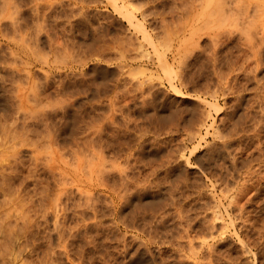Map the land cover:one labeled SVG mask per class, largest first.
<instances>
[{
    "label": "rangeland",
    "instance_id": "1",
    "mask_svg": "<svg viewBox=\"0 0 264 264\" xmlns=\"http://www.w3.org/2000/svg\"><path fill=\"white\" fill-rule=\"evenodd\" d=\"M50 1L60 0L40 8ZM64 1L69 17L58 10L51 18L60 21L49 23L32 3L30 27L18 36L42 40L33 47L39 104L31 92L21 104L16 98L28 86L13 79L10 63L27 56L7 44L12 30L0 40V264H264V0H236V14L230 0L231 22L221 15L224 27L211 31L201 21L203 0H84L85 15ZM76 17L94 23L71 30L67 19ZM63 20L75 36L67 58L56 43ZM39 58L53 61L52 71ZM95 146L107 159L94 212L76 186L61 200L57 192L69 180L92 193L86 167Z\"/></svg>",
    "mask_w": 264,
    "mask_h": 264
},
{
    "label": "bare ground",
    "instance_id": "2",
    "mask_svg": "<svg viewBox=\"0 0 264 264\" xmlns=\"http://www.w3.org/2000/svg\"><path fill=\"white\" fill-rule=\"evenodd\" d=\"M41 1V0H40ZM39 1V2H40ZM43 1V0H42ZM94 1V0H93ZM109 1H111V0H109ZM113 1V0H112ZM111 1V2H112ZM125 0H122V2H124ZM139 1V0H138ZM159 1V0H158ZM183 1V0H182ZM204 2H202V3H204L203 5H204V7H203V9H202V11L200 10V12L199 13H201V15L203 14V16H201L203 19L201 20V21H203L204 20V22H203V28L207 31V29H209L210 31H211V29H213V27L218 23V27L219 26H221V27H224L223 25H222V23H221V21L220 20H222V18H220L221 17V15H224L223 16V18H229L230 17V15L227 17L226 15H225V13L227 12V11H230V9L231 10H233V9H235V10H233L234 11V13H233V11H232V13L233 14H236L235 13V11L237 10V9H239L237 6H239V3H237V1L236 0H232V1H230V0H203ZM236 2V3H234V5L232 4L231 5V3L230 2ZM257 1H259V0H257ZM256 1V2H257ZM39 2H38V0H0V40H4V41H7V40H5V38L7 39V37H8V32H9V30L13 33V39L12 40H9L8 39V43L7 44H9V46L12 48V50L14 51V53L16 54V52H17V54H19L20 52H22L24 55H26L27 56V60L26 61H22L23 59H21V64H19V61L17 60V59H14L15 61H13V63H10L11 64V71H13V72H11V74H12V76H14L13 77V79L14 80H19V82H23V78L25 77V79H26V84H27V86H28V89L27 88H24V87H21V86H18L17 88V90H18V95H17V99H19L20 100V104H21V98H27V96H22V97H20L21 96V94H25V93H27V92H31L32 94H33V96H34V99L36 100V101H38V98H39V100H41L40 99V95H38V94H40L39 92H38V83H37V75L39 74L37 71L38 70H36V59H37V56H39L38 54L39 53H37L36 52V50H39V49H35V48H33L34 46H36V43H38L39 42V40H41V39H38L39 37V35L36 33V36L37 37H33V36H31L30 37V39L29 38H27V36L26 37H23L21 40L19 39V37L18 36H20V37H22V35L23 34H21V32L22 31H26V30H24V29H26V28H28L29 29V27H30V24H29V22H28V19L25 17V15H26V13L28 12V7H29V9H30V7H31V4L33 3L34 4V6L36 7V9L35 8H33V10L36 12V16L35 17H37V15H43V16H41V17H44L45 18V20H46V22H47V19H50L51 17H53L55 14H57V15H59L58 14V10H60L59 11V13H61V17L60 18H62V17H64L65 15H67V10H70V9H67L66 7H67V5H68V3H67V1L65 2L64 0H60L59 1V5L57 6V4L55 5L54 4V2H51L50 1V3L49 4H47V6H45L46 4H44V6L41 4V6H43L44 7V10H42L41 8H40V5H39ZM110 2V3H111ZM114 2H115V4L114 5H118V0H114ZM129 2H130V0H129ZM229 2V3H228ZM239 2H241V1H239ZM264 2V1H263ZM56 3V2H55ZM75 5H77L78 7H77V13H80V14H86L87 12H88V5H87V3L84 1V0H79V1H77V0H75ZM125 3V2H124ZM190 3V2H189ZM188 3V4H189ZM177 4V3H176ZM229 4V5H228ZM242 4V3H241ZM241 4H240V6H241ZM72 5H73V3H72ZM75 5H73V6H75ZM113 5V4H112ZM129 5H131L130 3H129ZM129 5L127 4H125V5H123V9L124 10H126V12L128 11L129 13L128 14H130L131 13V11H130V9H129ZM190 5V4H189ZM198 5H200V4H198ZM235 6V8L233 7V9H232V7L231 6ZM39 6V7H38ZM227 6H230V7H227ZM95 7V6H94ZM115 7V6H114ZM117 7V6H116ZM115 7V8H116ZM184 7V6H183ZM187 7H188V5H187ZM191 6H189V8H190ZM225 7H227V8H225ZM236 7H237V9H236ZM245 7V6H244ZM120 8V7H119ZM131 8V7H130ZM133 8V7H132ZM135 8V7H134ZM186 8V7H185ZM196 8V7H195ZM197 8H200V7H197ZM230 8V9H229ZM241 8V7H240ZM41 9V11L39 12V10ZM72 9V8H71ZM137 9V8H136ZM182 9V8H181ZM226 9H229V10H226ZM246 9V8H245ZM244 9V10H245ZM197 10V9H196ZM225 10H226V12H225ZM242 10V9H241ZM264 10V9H263ZM133 11V10H132ZM135 11V10H134ZM182 11H184V10H182ZM187 11V10H186ZM193 11V10H192ZM179 12V11H178ZM223 12V14H221ZM237 12V11H236ZM240 12V9H239V11H238V13ZM245 12V11H244ZM248 12V11H247ZM40 13H42V14H40ZM74 13V12H73ZM143 13V12H142ZM231 13V12H230ZM241 13H242V11H241ZM260 13H262V12H260ZM29 14H31V13H29ZM63 14H65L64 16H62ZM132 14V16L134 15L133 13H131ZM131 14L129 15V16H131ZM185 14V13H184ZM194 14V13H193ZM226 14H229V13H226ZM244 14V13H243ZM263 14V13H262ZM261 14V15H262ZM70 15V14H69ZM75 15V14H74ZM199 15V14H198ZM240 15V14H239ZM251 15V14H250ZM39 16V17H40ZM60 16V15H59ZM68 16V15H67ZM67 16H65V18L67 17ZM127 16V15H126ZM189 16V15H188ZM195 16V15H194ZM193 16V17H194ZM245 16V15H244ZM260 16V15H259ZM29 17V16H28ZM69 17V16H68ZM75 17V16H74ZM190 17V16H189ZM232 17V16H231ZM242 17H243V15H242ZM38 18V17H37ZM43 18V19H44ZM77 18V17H76ZM75 18V20H71V18H70V20H69V18L67 19L68 20V24L70 25V27L69 28H72L71 30H73V29H76V27H84L85 26V28L87 27V25H91V24H93L94 22H92V20L90 19V20H87V19H85V18H77L76 19ZM246 18V17H245ZM251 18V17H250ZM52 19V18H51ZM189 19V18H188ZM230 19V18H229ZM239 19V17L237 18V20ZM244 19V18H243ZM242 19V20H243ZM40 20H42V19H40ZM53 20V19H52ZM54 20H57V17H56V19H54ZM53 20V21H54ZM59 20V19H58ZM57 20V21H58ZM65 20V19H64ZM63 20V21H64ZM129 23H132L133 25H136L138 28H139V22L138 23H136L135 22V20H134V16L133 17H130L129 18ZM228 20V19H227ZM236 20V21H237ZM43 22H44V20H42ZM60 21V20H59ZM66 21V20H65ZM63 22V23H57V25H59L58 27H60V34H56V37L58 38V40L56 41V43L57 42H60L61 41V49H62V51H63V54L62 55H60L61 54V49H60V54H58V55H60V57L61 56H63V55H66V53L68 52L67 51V49H68V46H69V44H71V42L75 39V36H74V34L72 33V31H69L70 29H68V25L66 26V22ZM229 21V20H228ZM227 21V22H228ZM248 21H249V19H248ZM38 22H39V19H38ZM46 22H44V26H45V23ZM193 22V21H192ZM191 22V23H192ZM229 22H231V21H229ZM235 22V21H234ZM238 22V21H237ZM242 22V21H241ZM245 22V21H244ZM247 22V21H246ZM264 22V21H263ZM263 22H262V24H263ZM35 23V22H34ZM47 23H49V22H47ZM56 23H55V25H56ZM220 23H221V25H220ZM40 24V23H39ZM39 24H37V25H39ZM43 24V23H42ZM239 23H237V25H238ZM251 24V23H250ZM32 25H33V22H32ZM31 25V26H32ZM36 25V24H35ZM50 25V24H49ZM56 25V26H57ZM202 25V24H201ZM227 25V24H226ZM225 25V26H226ZM234 24H232V26H233ZM237 25H236V27H237ZM47 26V25H46ZM51 26H52V24H51ZM143 26V25H142ZM239 26V25H238ZM39 27H42L41 25L39 26ZM53 27H55V26H53ZM169 27V26H168ZM200 27V26H199ZM217 27V28H218ZM221 27H219V28H221ZM233 27H235V26H233ZM235 27V28H236ZM249 27V26H248ZM251 27V26H250ZM34 28H36V27H34ZM202 27H200V28H198V30H200ZM226 28V27H225ZM39 28H37V30H38ZM172 29V28H171ZM34 30V29H33ZM40 30V29H39ZM42 30V29H41ZM45 30V29H44ZM91 30V29H90ZM181 30V29H180ZM197 30V31H198ZM239 30H241V29H239ZM5 31H8V32H5ZM81 31V30H80ZM166 31V30H165ZM178 31V30H177ZM201 31H203V29H201ZM201 31H199L200 33H201ZM219 31V30H218ZM31 32V31H30ZM34 32V31H33ZM37 32H39V31H37ZM48 32L49 31H47V35H48V37H47V35H46V37L48 38V39H50L51 41L53 40V38L52 37H54L55 36V33H54V36L51 34H48ZM54 32V31H53ZM52 32V33H53ZM95 32V31H94ZM168 32V31H167ZM190 33H191V31H189ZM7 33V34H6ZM11 33V34H12ZM19 33V34H18ZM24 33V32H23ZM28 33H29V31H28ZM32 33V32H31ZM46 33V32H45ZM82 34H83V32H81ZM184 33V32H183ZM230 33V32H229ZM18 34V35H17ZM34 34V33H33ZM220 34V33H219ZM226 34V33H225ZM10 35V34H9ZM28 35H30V34H28ZM43 35V34H42ZM168 35V34H167ZM176 35V34H175ZM185 35V34H184ZM196 35V34H195ZM231 35V34H230ZM52 36V37H51ZM197 36V35H196ZM209 36V35H208ZM232 36V35H231ZM248 36H250V35H248ZM12 37V36H11ZM77 37H79V35L77 36ZM192 37V36H191ZM202 37V36H201ZM224 37V36H223ZM227 37V36H226ZM234 37V36H233ZM9 38H10V36H9ZM16 38H18V40L16 39ZM26 38V39H25ZM41 38V37H40ZM55 38V37H54ZM57 38H55V39H57ZM189 38V37H188ZM193 38V37H192ZM228 38V37H227ZM11 39V38H10ZM28 39V40H27ZM55 39H54V41H55ZM151 39V38H150ZM236 39V38H235ZM252 39V38H251ZM60 40V41H59ZM28 41H30L28 44H26ZM209 41V40H208ZM242 41V40H241ZM264 41V40H263ZM41 42H42V40H41ZM40 42V43H41ZM229 42V41H228ZM246 42H248V41H246ZM246 42H245V44H246ZM252 42V41H251ZM48 43V42H47ZM154 43V42H153ZM188 43V42H187ZM186 43V44H187ZM226 43V42H225ZM249 43V42H248ZM264 43V42H263ZM51 44H53V41H52V43ZM60 44V43H59ZM135 44V43H134ZM184 44V43H183ZM185 44V46H187L186 48H185V46H184V50L186 51V52H188V51H190V50H186L188 47H189V45H192L193 43H191L190 42V44H188V45H186ZM48 45V44H47ZM126 45V44H125ZM137 45V44H136ZM139 45H141V44H139ZM138 45V46H139ZM211 45V44H210ZM244 45V44H243ZM55 46V45H54ZM57 46V45H56ZM168 46V45H167ZM197 46V45H196ZM250 46V45H249ZM27 47V48H26ZM59 47V46H58ZM57 47V48H58ZM137 47V46H136ZM193 47H194V45H193ZM198 47V46H197ZM236 47V46H235ZM261 47V46H260ZM259 47V48H260ZM40 48V47H39ZM53 48V47H52ZM51 48V52L52 51H54L53 49ZM121 48H122V46H121ZM213 48V47H212ZM216 48V47H215ZM42 49V48H41ZM54 49H55V47H54ZM123 49V48H122ZM190 49V48H189ZM201 49V48H200ZM205 49V48H204ZM16 50V51H15ZM138 50V49H137ZM179 50H181V49H179ZM183 50V51H184ZM210 50V49H209ZM242 50V49H241ZM253 50V49H252ZM255 50H256V48H255ZM205 51V50H204ZM12 51H10V53H11ZM44 52V51H43ZM56 52H57V50H56ZM55 52V53H56ZM154 52V51H153ZM191 52V51H190ZM190 52H188V54L190 53ZM215 52V51H214ZM259 52V51H258ZM13 53V54H14ZM36 53H37V55H36ZM42 53V52H41ZM69 53V52H68ZM21 54V53H20ZM180 54H182V53H180ZM184 54H186V53H184ZM215 54H217V53H215ZM47 55H48V53H47ZM57 55V54H56ZM57 55V56H58ZM147 55V54H146ZM211 55V54H210ZM257 55H259V54H257ZM25 56V57H26ZM49 56V55H48ZM56 56V57H57ZM67 56V55H66ZM66 56H63L64 58H67ZM122 56V55H121ZM178 56V55H177ZM180 56V55H179ZM185 58H186V56H187V54H186V56L185 55H183ZM260 56V55H259ZM19 57V56H18ZM23 57V56H22ZM55 56H54V60H57V59H61V58H59V56L56 58ZM63 57H62V61H63ZM124 57V56H123ZM156 57L157 58H159L157 55H156ZM182 57V56H181ZM20 58V57H19ZM29 58V59H28ZM41 58V57H40ZM39 58V59H40ZM183 58V57H182ZM160 59V58H159ZM180 59V58H179ZM249 59V58H248ZM44 61V65L46 64L48 67H49V71H52V69H53V67H51V64L53 63V61H52V63L51 64H49V62L48 61H46L45 60V58L44 59H40V61ZM181 60V59H180ZM246 60V59H245ZM37 61H39V60H37ZM65 61H67L66 59H65ZM64 61V62H65ZM184 61V60H183ZM247 61H249V60H247ZM12 62V61H11ZM211 62V61H210ZM216 62V61H215ZM222 62V61H221ZM235 62V61H234ZM239 62V61H238ZM242 62V61H241ZM245 62V61H244ZM42 63V62H41ZM57 63V62H56ZM233 63V62H232ZM243 63V62H242ZM260 63V62H259ZM9 64V65H10ZM63 64H66V63H63ZM229 64V63H228ZM227 64V65H228ZM8 65V66H9ZM160 65H162V64H160ZM247 65V64H246ZM182 66H184V65H182ZM211 66V65H210ZM237 66V65H236ZM243 66V65H242ZM245 66V65H244ZM163 67H164V65H163ZM166 67V66H165ZM4 67H2L1 69H3ZM170 68V67H169ZM221 68V67H220ZM223 68V67H222ZM230 68H231V66H230ZM229 68V69H230ZM242 68V67H241ZM10 69V68H9ZM166 69H168V68H166ZM218 69V68H217ZM256 69V68H255ZM165 69H163V71H164ZM242 70H244V69H242ZM230 71V70H229ZM245 71V70H244ZM9 72V71H8ZM168 72L171 74L172 72H173V70L172 69H170V70H168ZM167 72V73H168ZM233 72H234V70H233ZM241 72V71H240ZM250 72V71H249ZM1 73V72H0ZM48 73V72H47ZM165 73V72H164ZM237 73V72H236ZM239 73V72H238ZM247 73V72H246ZM184 74V73H183ZM47 75V74H46ZM172 75V74H171ZM229 75V74H228ZM228 75H226V76H228ZM258 75V74H257ZM222 76V75H221ZM225 76V77H226ZM223 77V76H222ZM221 77V78H222ZM237 77V76H236ZM250 77V76H249ZM180 78V77H179ZM246 78V77H245ZM224 79V78H223ZM220 80H222V79H220ZM259 80V79H258ZM184 81V80H183ZM228 81V80H227ZM261 81V80H260ZM5 82H6V79H5V76H4V74H3V76L1 75L0 76V91H3V90H6L5 89V87H4V85H5ZM55 82V81H54ZM45 83V82H44ZM184 83V82H183ZM182 83V84H183ZM224 83H225V81H224ZM227 83V82H226ZM40 84H41V82H40ZM46 85L49 87L50 85H51V83L47 80V83H46ZM53 85V84H52ZM235 85V84H234ZM263 85V84H262ZM6 86V85H5ZM46 86V87H47ZM154 86V85H153ZM183 86V85H182ZM241 86V85H240ZM261 86V85H260ZM264 86V85H263ZM51 87V86H50ZM42 88V87H41ZM155 88V87H154ZM26 89V90H25ZM260 89V88H259ZM150 90V89H149ZM225 90H227V89H225ZM27 91V92H26ZM207 92V91H206ZM262 92V91H261ZM198 93V92H197ZM216 93H218V92H216ZM150 94V93H149ZM194 94V93H193ZM257 94V93H256ZM154 95V94H153ZM200 95V94H199ZM224 96H225V94H223ZM186 96V95H185ZM153 97V96H152ZM1 98V97H0ZM216 99V98H215ZM263 99V98H262ZM4 100V99H3ZM264 100V99H263ZM1 101H2V98L0 99V103H1ZM22 101H24L23 99H22ZM42 101V100H41ZM65 101V100H64ZM152 101V100H151ZM155 102V101H154ZM256 102V101H255ZM36 103H38L39 104V101L38 102H36ZM207 105V104H206ZM252 105V104H251ZM250 105V106H251ZM41 107H43V104H42V106ZM216 108H218V106H215ZM44 108V107H43ZM210 108V107H209ZM250 108V107H249ZM40 109V108H39ZM41 110V109H40ZM40 110H38V114H39V112H40ZM254 111V110H253ZM45 112V111H44ZM34 113H35V111H34ZM33 113V114H34ZM48 113V112H47ZM205 113V112H204ZM44 114H46V113H44ZM32 116V115H31ZM35 116V115H34ZM42 116H43V114H42ZM45 117V116H44ZM29 119H31V118H29ZM32 120V119H31ZM26 121V120H25ZM38 121V120H37ZM254 122H255V120H253ZM180 122V121H179ZM13 124V123H12ZM4 125V124H3ZM27 125V124H26ZM5 126V125H4ZM16 127V126H15ZM199 127V126H198ZM257 127V126H256ZM2 128V127H1ZM12 128V127H11ZM211 128V127H210ZM14 129V128H13ZM16 129V128H15ZM256 129V128H255ZM3 130H6V129H3ZM10 130V129H9ZM2 131V130H1ZM12 131V130H11ZM15 131V130H14ZM17 131V130H16ZM33 131V130H32ZM194 131V130H193ZM244 131V130H243ZM3 132V131H2ZM9 132L10 131H8V133H7V131H6V134H8L9 135ZM195 132H197V130L195 131ZM194 132V133H195ZM200 132V131H199ZM95 133V132H94ZM97 133V132H96ZM193 133V132H192ZM236 133V132H235ZM3 134V133H2ZM4 134H5V132H4ZM11 134H12V132H11ZM14 134V133H13ZM25 134V133H24ZM232 134V133H231ZM191 135V134H190ZM196 135V134H195ZM207 135V134H206ZM12 136V135H11ZM20 136V135H19ZM224 136V135H223ZM5 137H8V136H5ZM4 137V138H5ZM207 137V136H206ZM225 137V136H224ZM230 137V136H229ZM232 137V136H231ZM235 137V136H234ZM9 138V137H8ZM15 138V137H14ZM13 138V139H14ZM21 138V137H20ZM28 138V137H27ZM99 138V137H98ZM223 138V137H222ZM226 138H228V137H226ZM12 139V138H11ZM24 139V138H23ZM202 140V139H201ZM226 140V139H225ZM3 141V140H2ZM4 141H5V139H4ZM14 141V140H13ZM26 142V141H25ZM88 142V141H87ZM12 143V142H11ZM17 144V143H16ZM27 144V143H26ZM9 145V144H8ZM12 145H14V144H12ZM183 145V144H182ZM22 146V145H21ZM37 146V145H36ZM2 147H3V145H2ZM13 147H15V146H13ZM185 148L187 147V146H184ZM217 147V146H216ZM16 148V147H15ZM86 148V147H85ZM11 149V148H10ZM14 149V148H13ZM89 149H90V147H89ZM88 149V150H89ZM93 149V151H91V152H89V153H87V154H90V153H92V155H91V159L89 158L90 156H88L87 155V158L89 159V161L91 162V163H89V161H87L88 159H86V157H85V159H86V162H88L89 163V165H88V167H86L85 165H83V164H85V163H80L81 164V166L85 169V171L87 172V170H86V168H88L89 169V166H90V169L88 170L89 171V174L91 175V177L92 178H94V180L96 181V183H95V187H94V189L92 190V193H90L89 191L88 192H86V191H83V190H81V189H79L80 188V182L78 183H76L75 181L73 182L72 181V183H68V181L69 180H65L66 182H64L63 180V188H58V194L57 195H61L62 194V196H64V195H69V193H73L74 192V190H72L73 189V187L74 186H76L77 187V192H79V194L80 195H82L84 198H85V203L87 204V206L90 204V202L92 201L93 203H92V205L90 206L93 210H94V212L97 210V206H98V204H97V195H98V193H100L99 191H100V187H102V186H100V183H101V179H100V176H101V174H102V176H103V173H102V171H101V166H100V162L102 161L101 160V155H100V150H99V147H97V146H95L94 148H92ZM186 150H187V148H186ZM4 151V150H3ZM17 151V150H16ZM90 151V150H89ZM15 152V151H14ZM237 152V151H236ZM81 153V152H80ZM217 153V152H216ZM16 154V153H15ZM55 154V153H54ZM50 155H53V154H50ZM78 155V154H77ZM83 155V154H82ZM54 156V155H53ZM74 156V155H73ZM76 156V155H75ZM79 156V155H78ZM85 156V155H84ZM115 156V155H114ZM51 157V156H50ZM116 157V156H115ZM189 157V156H188ZM103 158V157H102ZM106 158V157H105ZM105 158H103V159H105ZM110 158H111V156H110ZM77 159V158H76ZM81 159V158H80ZM84 159V158H83ZM107 159V158H106ZM120 159V158H119ZM54 159H52V161H53ZM82 160V159H81ZM101 160V161H100ZM112 160H114V159H112ZM116 160V159H115ZM131 160V159H130ZM73 161H75V159L73 160ZM78 161V160H77ZM84 161V160H83ZM82 161V162H83ZM49 162V161H48ZM68 162V161H67ZM113 162V161H112ZM234 162V161H233ZM52 163V162H51ZM54 163V162H53ZM74 163V162H73ZM108 163V162H107ZM79 164V165H80ZM54 165H55V163H54ZM78 165V166H79ZM13 166V165H12ZM81 167V169H83ZM86 167V168H85ZM104 166H102V168H103ZM111 167V166H110ZM116 167V166H115ZM119 167V166H118ZM235 167V166H234ZM237 167V166H236ZM10 168H11V166H10ZM9 168V169H10ZM112 168V167H111ZM114 168V167H113ZM112 168V169H113ZM117 168V167H116ZM122 168V167H121ZM73 169H75V168H73ZM84 169H83V173H84ZM103 169H105V167L103 168ZM111 169V170H112ZM105 170H107V169H105ZM105 170L103 171L104 173H105ZM109 171V170H108ZM107 171V172H108ZM62 172H64V171H62ZM85 172V173H86ZM116 172V171H115ZM65 173V172H64ZM67 173V172H66ZM72 173V172H71ZM78 173V172H77ZM82 173V174H83ZM88 173V172H87ZM89 174H86V175H88V176H90ZM109 174V173H108ZM77 175V174H76ZM85 175V174H84ZM85 175V176H86ZM4 176H5V174H4ZM3 176V177H4ZM8 176V175H7ZM183 176V175H182ZM6 178V177H5ZM8 178V177H7ZM12 178V176H10V179ZM91 178V179H92ZM104 178V176L102 177V179ZM139 178V177H138ZM151 178V177H150ZM156 178V177H155ZM184 178V177H183ZM4 179V178H3ZM90 179V180H91ZM122 179V178H121ZM125 179H127V178H125ZM135 179V178H134ZM259 179V178H258ZM88 180V179H87ZM101 180V181H100ZM104 180V179H103ZM120 180V179H119ZM6 181H7V179H6ZM8 181H9V179H8ZM131 181V180H130ZM184 181V180H183ZM249 181V180H248ZM59 182V181H58ZM116 182H118V181H116ZM129 182V181H128ZM132 182V181H131ZM185 182V181H184ZM183 182V183H184ZM244 182V181H243ZM246 182V181H245ZM8 183V182H7ZM76 183V184H75ZM102 183H103V185L105 184L103 181H102ZM193 183V182H192ZM83 184V183H82ZM129 184V183H128ZM127 184V185H128ZM138 184H140V183H138ZM187 184V183H186ZM61 185V186H62ZM108 185V184H107ZM118 185V184H117ZM120 185V184H119ZM261 185V184H260ZM60 186V185H59ZM71 187V188H68V187ZM90 186V185H89ZM105 186V185H104ZM103 186V188H105ZM126 186V185H125ZM197 186V185H196ZM5 187V186H4ZM109 187H111V186H109ZM113 187V186H112ZM246 188V187H245ZM60 189V190H59ZM109 189V188H108ZM120 189V188H119ZM131 189V188H130ZM142 189V188H141ZM244 189V188H243ZM5 190V189H4ZM112 190V189H111ZM114 190V189H113ZM112 190V191H113ZM121 190H122V188H121ZM241 190V189H240ZM126 191H127V189H126ZM249 191V190H248ZM135 192V191H134ZM174 192V191H173ZM243 192V191H242ZM241 192V193H242ZM245 192V191H244ZM113 193H114V191H113ZM115 193H117V192H115ZM226 193H228V192H226ZM238 193V192H237ZM259 193V192H258ZM104 194V193H103ZM128 194V193H127ZM126 194V195H127ZM144 194V193H143ZM175 194V193H174ZM113 195V194H112ZM117 195V194H116ZM194 195V194H193ZM225 195V194H224ZM236 195V194H235ZM260 195V194H259ZM56 196V195H55ZM59 196H57V197H59ZM62 196H60V200H61V198L63 199V197ZM125 196V195H124ZM227 196V195H226ZM250 196V195H249ZM7 197V196H6ZM100 197V196H99ZM47 198V197H46ZM105 198V197H104ZM120 198H122V195H121V197ZM163 198V197H162ZM197 198V197H196ZM202 198V197H201ZM227 198V197H226ZM233 198V197H232ZM22 199V198H21ZM56 199V198H55ZM185 199V198H184ZM231 199V198H230ZM252 199V198H251ZM57 200H58V198H57ZM59 200V201H60ZM110 200V199H109ZM162 200V199H161ZM233 200V199H232ZM58 201V202H59ZM115 201V200H114ZM240 201V200H239ZM21 202V201H20ZM58 202L56 203V205L58 204ZM60 202H62V201H60ZM106 202V201H105ZM5 203V202H4ZM64 203V202H63ZM162 203V202H161ZM20 204H23V203H20ZM54 204H55V202H54ZM84 204V203H83ZM106 204V203H105ZM177 204V203H176ZM55 205V206H56ZM231 205V204H230ZM243 205V204H242ZM9 206V205H8ZM65 206V205H64ZM174 206V205H173ZM4 207V206H3ZM62 207V206H61ZM60 207V208H61ZM66 207V206H65ZM15 208H16V206H15ZM56 208L58 209V205L56 206ZM179 208V207H178ZM177 208V209H178ZM1 209V208H0ZM11 209V208H10ZM20 209V208H19ZM55 209V208H54ZM53 209V210H54ZM55 210V211H57L58 212V210ZM18 210V209H17ZM23 210V209H22ZM146 210V209H145ZM19 211V210H18ZM25 211V210H24ZM60 211V210H59ZM61 213H63V212H66L65 211V209H63V208H61ZM188 211H191V210H188ZM3 212V211H2ZM10 212V211H9ZM12 212V211H11ZM20 212H21V210H20ZM93 212V213H94ZM136 212H137V210H136ZM4 213V212H3ZM12 213H14V212H12ZM11 213V214H12ZM17 213V212H16ZM19 213V212H18ZM25 213V212H24ZM23 213V214H24ZM56 213V212H55ZM60 213V212H59ZM60 213V214H61ZM99 213H100V211H99ZM6 214V213H5ZM9 214V213H8ZM59 214V217L62 215H60ZM55 215H57V214H55ZM63 215H65V213L63 214ZM159 215V214H158ZM185 215H188V214H185ZM4 216V215H3ZM12 216V215H11ZM20 216H21V214H20ZM24 216H25V214H24ZM23 215H22V217H24ZM189 216V215H188ZM247 216V215H246ZM5 217V216H4ZM9 217V216H8ZM18 217V216H17ZM55 217H57V216H55ZM180 217V216H179ZM192 217V216H191ZM214 217V216H213ZM221 217V216H220ZM21 218V217H20ZM26 218V217H25ZM28 218V217H27ZM94 218V217H93ZM153 218V217H152ZM176 218V217H175ZM186 218V217H185ZM9 219V218H8ZM15 219V218H14ZM29 219V218H28ZM99 219V218H98ZM213 219V218H212ZM27 220V219H26ZM152 220V219H151ZM173 220V219H172ZM207 220V219H206ZM215 220H217L216 218H215ZM247 220H249L248 218H247ZM17 221V220H16ZM95 221V220H94ZM150 221V220H149ZM168 221V220H167ZM198 221V220H197ZM246 221V220H245ZM151 222V221H150ZM166 222V221H165ZM179 222V221H178ZM212 222V221H211ZM251 222V221H250ZM29 223V222H28ZM200 223V222H199ZM210 223V222H209ZM213 223V222H212ZM149 224V223H148ZM217 224V223H216ZM264 224V223H263ZM7 225V224H6ZM10 226V225H9ZM27 226V225H26ZM159 226V225H158ZM161 226V225H160ZM188 226V225H187ZM212 226V225H211ZM4 227V226H3ZM207 227V226H206ZM209 227V226H208ZM8 228V227H7ZM157 228V227H156ZM223 228V227H222ZM153 229V228H152ZM159 229V228H158ZM212 228H210V230H211ZM3 231H4V229H2ZM137 230V229H136ZM189 230V229H188ZM208 230V229H207ZM260 230V229H259ZM0 231H1V229H0ZM152 231V230H151ZM214 231V230H213ZM153 232V231H152ZM167 232V231H166ZM150 233V232H149ZM155 233V232H154ZM157 233V232H156ZM163 233V232H162ZM178 233V232H177ZM213 233V232H212ZM216 234V233H215ZM105 235V234H104ZM149 235V234H148ZM153 235V234H152ZM189 235V234H188ZM212 235V234H211ZM173 237H175V236H173ZM187 237V236H186ZM211 237V236H210ZM154 238V237H153ZM212 238V237H211ZM135 239V238H134ZM179 239V238H178ZM141 240V239H140ZM163 240V239H162ZM68 241V240H67ZM151 241V240H150ZM181 241V240H180ZM193 241H194V239H193ZM208 241V240H207ZM160 242H162V241H160ZM191 242V241H190ZM203 242V241H202ZM143 243V242H142ZM151 243V242H150ZM154 243V242H153ZM66 244V243H65ZM245 244V243H244ZM190 245V244H189ZM216 245V244H215ZM141 246V245H140ZM181 246V245H180ZM138 247V246H137ZM190 247V246H189ZM239 247V246H238ZM124 249V248H123ZM209 250V249H208ZM244 250V249H243ZM181 251V250H180ZM190 251V250H189ZM132 253V252H131ZM230 256V255H229ZM164 257V256H163ZM209 257V256H208ZM156 258V257H155ZM160 259V258H159ZM214 259V258H213ZM180 260V259H179ZM188 260V259H187ZM191 260V259H190ZM196 260V259H195ZM195 260L193 261V262H195ZM200 261V260H199ZM150 262V261H149ZM196 263V262H195ZM217 263V262H216ZM234 264V263H233Z\"/></svg>",
    "mask_w": 264,
    "mask_h": 264
}]
</instances>
